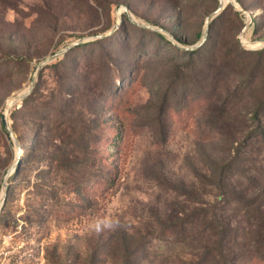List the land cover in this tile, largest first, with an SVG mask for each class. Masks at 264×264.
Returning <instances> with one entry per match:
<instances>
[{
	"label": "rangeland",
	"instance_id": "374dc122",
	"mask_svg": "<svg viewBox=\"0 0 264 264\" xmlns=\"http://www.w3.org/2000/svg\"><path fill=\"white\" fill-rule=\"evenodd\" d=\"M235 1L193 51L219 0H0V264H264V0Z\"/></svg>",
	"mask_w": 264,
	"mask_h": 264
},
{
	"label": "water",
	"instance_id": "95a60500",
	"mask_svg": "<svg viewBox=\"0 0 264 264\" xmlns=\"http://www.w3.org/2000/svg\"><path fill=\"white\" fill-rule=\"evenodd\" d=\"M230 4H231V3L224 4V1H223V0H219V6H218L217 10H216V11H215V12H214V13L208 18V20H207V25H206V28H205V33H204V35H203L201 41H200L198 44H196L195 46L189 48V50H193V51H194V50L198 49L199 47H201V46L206 42V38H207V36H206V32H207V30H208V28H209V24H210V22L213 21L214 19H216V18H217V17H218V16H219V15H220V14H221L226 8H227V6L230 5ZM232 5L235 6L234 3H233ZM235 7H236V6H235ZM236 8H237V7H236ZM238 9H239V8H238ZM239 10H241V9H239ZM119 15H121V13H120ZM129 17H130V19H131L134 23H136V24H138V25H140V26H145V27H147V28H149V29H152V30H157V31H160V32H164L163 29H158V28H155V27H153V26L145 25L144 23H142V22H140V21H138V20H135V17H133L131 14H129ZM97 37H98V38H102L103 35H99V36H97ZM80 42H82V41H78L77 43H74L72 46L77 45V44H79ZM263 47H264V46H263ZM69 48H70V47H69ZM58 55H59V53H56V54L50 56L49 58H47L46 61H44V62L42 63L41 67L45 66V65L48 63V61L52 60L54 57H56V56H58ZM30 93H31V89L28 90L26 93H20V94H18V95H15L13 98H11L12 101L8 104V107H7V109H6V114H7L8 111L13 107L14 104H16L17 102H19V101L23 100L24 98H26ZM3 122H4L5 126H6L7 131L9 132L10 136H12L13 134H12V132H11V130H10V128H9V126H8V124H7V122H6L5 117L3 118ZM4 198H5V195H4V197H3V201H2V203L0 204L1 206H2V204L5 202V201H4ZM1 206H0V208H1Z\"/></svg>",
	"mask_w": 264,
	"mask_h": 264
},
{
	"label": "trees",
	"instance_id": "16d2710c",
	"mask_svg": "<svg viewBox=\"0 0 264 264\" xmlns=\"http://www.w3.org/2000/svg\"><path fill=\"white\" fill-rule=\"evenodd\" d=\"M124 16L127 17L126 14H124ZM126 19H128V18H126ZM263 238H264V235H263ZM263 238H262V241L264 240ZM215 250H217V249H215ZM214 260H215L216 264H236V262H233V260H229L228 258H226L224 256V254L221 251L220 247H218V258L214 259ZM234 261H235V259H234Z\"/></svg>",
	"mask_w": 264,
	"mask_h": 264
},
{
	"label": "bare ground",
	"instance_id": "6f19581e",
	"mask_svg": "<svg viewBox=\"0 0 264 264\" xmlns=\"http://www.w3.org/2000/svg\"><path fill=\"white\" fill-rule=\"evenodd\" d=\"M223 1H224V4H227V3L233 4L234 3L237 8H240V6L236 3L235 0H223ZM249 44L252 45V46H254V47H263L264 46V42H249ZM11 101H12V99L9 100L8 104Z\"/></svg>",
	"mask_w": 264,
	"mask_h": 264
}]
</instances>
